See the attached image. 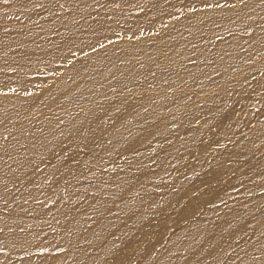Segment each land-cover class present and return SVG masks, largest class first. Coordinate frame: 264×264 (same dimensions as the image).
<instances>
[{"label": "bare ground", "instance_id": "bare-ground-1", "mask_svg": "<svg viewBox=\"0 0 264 264\" xmlns=\"http://www.w3.org/2000/svg\"><path fill=\"white\" fill-rule=\"evenodd\" d=\"M10 258L264 264V0H0Z\"/></svg>", "mask_w": 264, "mask_h": 264}, {"label": "rangeland", "instance_id": "rangeland-1", "mask_svg": "<svg viewBox=\"0 0 264 264\" xmlns=\"http://www.w3.org/2000/svg\"><path fill=\"white\" fill-rule=\"evenodd\" d=\"M132 10H133V7L130 8V9H128L127 11H132ZM91 15L95 16V14H94V9H92V11H91V13H90V16H91ZM257 79H258V78H257V75H254V76H253V80H257ZM50 102H52V100L47 101V100H45V99H42V100H40V101H37L36 103H37L38 106H43V105H45V104H49ZM118 155H120V154L118 153ZM121 160H122V158L120 157V158H119V162H121ZM53 162H54V160H48V161H47V163H53ZM162 191H163V190H162L161 188L156 189V191H154V190H150V192L155 193V194H159V193H161ZM13 261H14V259L10 258V259H9V264H11Z\"/></svg>", "mask_w": 264, "mask_h": 264}]
</instances>
